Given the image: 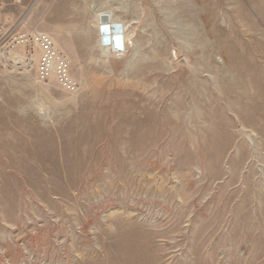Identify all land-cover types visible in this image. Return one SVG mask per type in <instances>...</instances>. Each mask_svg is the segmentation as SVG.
<instances>
[{"label":"rangeland","instance_id":"1","mask_svg":"<svg viewBox=\"0 0 264 264\" xmlns=\"http://www.w3.org/2000/svg\"><path fill=\"white\" fill-rule=\"evenodd\" d=\"M0 264H264V0H0Z\"/></svg>","mask_w":264,"mask_h":264},{"label":"built area","instance_id":"2","mask_svg":"<svg viewBox=\"0 0 264 264\" xmlns=\"http://www.w3.org/2000/svg\"><path fill=\"white\" fill-rule=\"evenodd\" d=\"M39 49L42 52L40 63V76L46 78L54 73L58 77V82L66 89H73L74 83L69 78L68 66L65 59L58 53L51 37L39 35L37 37Z\"/></svg>","mask_w":264,"mask_h":264},{"label":"water","instance_id":"3","mask_svg":"<svg viewBox=\"0 0 264 264\" xmlns=\"http://www.w3.org/2000/svg\"><path fill=\"white\" fill-rule=\"evenodd\" d=\"M100 43L103 46H111L113 50L123 49V27L121 23H110L109 18L101 19L99 26Z\"/></svg>","mask_w":264,"mask_h":264},{"label":"bare ground","instance_id":"4","mask_svg":"<svg viewBox=\"0 0 264 264\" xmlns=\"http://www.w3.org/2000/svg\"><path fill=\"white\" fill-rule=\"evenodd\" d=\"M109 18V20L111 21V22H113L114 20H115V18L112 16V15H110L109 13H101L100 14V21H99V24L101 23V19H104V18ZM123 36H125V32H124V34H123ZM111 47V46H110ZM112 48V47H111ZM102 50H103V52H105L106 50H108V48L107 47H103L102 48ZM117 56V55H116Z\"/></svg>","mask_w":264,"mask_h":264},{"label":"crops","instance_id":"5","mask_svg":"<svg viewBox=\"0 0 264 264\" xmlns=\"http://www.w3.org/2000/svg\"><path fill=\"white\" fill-rule=\"evenodd\" d=\"M109 21H110V20H109ZM110 23H113V22L110 21Z\"/></svg>","mask_w":264,"mask_h":264}]
</instances>
